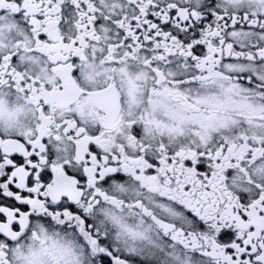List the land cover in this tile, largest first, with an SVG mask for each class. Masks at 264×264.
I'll return each mask as SVG.
<instances>
[{
  "label": "snow or ice",
  "instance_id": "1",
  "mask_svg": "<svg viewBox=\"0 0 264 264\" xmlns=\"http://www.w3.org/2000/svg\"><path fill=\"white\" fill-rule=\"evenodd\" d=\"M0 264H264V0H0Z\"/></svg>",
  "mask_w": 264,
  "mask_h": 264
}]
</instances>
